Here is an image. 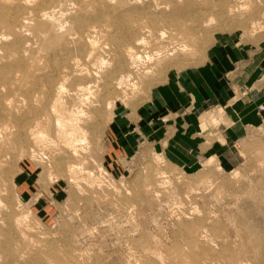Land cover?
<instances>
[{"label": "rangeland", "instance_id": "rangeland-1", "mask_svg": "<svg viewBox=\"0 0 264 264\" xmlns=\"http://www.w3.org/2000/svg\"><path fill=\"white\" fill-rule=\"evenodd\" d=\"M0 22V264H264V126L225 144L234 118L197 84L221 46L264 40V0H0ZM138 38L140 72L95 91Z\"/></svg>", "mask_w": 264, "mask_h": 264}, {"label": "crops", "instance_id": "crops-1", "mask_svg": "<svg viewBox=\"0 0 264 264\" xmlns=\"http://www.w3.org/2000/svg\"><path fill=\"white\" fill-rule=\"evenodd\" d=\"M206 68L211 79L201 74ZM198 72V95L206 94V89L211 86L217 106L229 111L234 118L230 131L223 136L225 144L237 139L239 131L236 129L240 126H264V109L259 110L264 107V40L246 46L238 43L236 46H221L219 53L212 56ZM181 82L184 87L190 85L189 80Z\"/></svg>", "mask_w": 264, "mask_h": 264}, {"label": "bare ground", "instance_id": "bare-ground-1", "mask_svg": "<svg viewBox=\"0 0 264 264\" xmlns=\"http://www.w3.org/2000/svg\"><path fill=\"white\" fill-rule=\"evenodd\" d=\"M2 1V0H1ZM4 1V0H3ZM9 1V0H8ZM23 1V0H22ZM26 2V1H25ZM8 3V2H7ZM10 3H11V1H10ZM9 3V4H10ZM26 4H27V2H26ZM236 4V3H235ZM239 6H241V5H234L233 7H230L229 9H228V12L229 13H231L232 12V10H234V11H236L237 10V8L239 7ZM234 7H237L236 9H234ZM238 9H240V8H238ZM233 11V12H234ZM44 16H45V14H44ZM1 24H2V22H0ZM4 23V22H3ZM39 23H41V22H39ZM38 23V24H39ZM38 24H36L37 25V28H38V26H39V28L40 27H42V25H38ZM45 25V24H44ZM46 26H47V24H46ZM48 28H49V26H47ZM5 28V27H4ZM10 28H11V26H10ZM34 28H35V26H34ZM36 28V29H37ZM43 28V27H42ZM42 28H40V30L42 29ZM52 28V26L50 25V29ZM94 28V27H93ZM148 28H150V27H148ZM46 29V28H45ZM90 29V28H89ZM95 29V28H94ZM141 29V28H140ZM145 29H147L146 27H145ZM10 30V29H9ZM13 29H11L10 30V32L12 31ZM33 30H35V29H33ZM92 30V29H91ZM141 30H143V29H141ZM151 29H149L148 31H150ZM161 30V29H160ZM14 32H16V30L14 29L13 30ZM38 31V30H37ZM44 31H46V30H44V29H42V32L43 33H46V32H44ZM147 31V32H148ZM159 31V30H158ZM157 31V32H158ZM162 31H163V33H160V34H158V35H156V32H155V35H153L152 34V36H154V38H155V40H156V42H160L161 44H163V43H167V42H165V39L163 40V38L165 37L166 38V32H164V30L162 29ZM161 31V32H162ZM187 33H189L187 30H185ZM53 32V31H52ZM160 32V31H159ZM158 32V33H159ZM55 33V32H54ZM153 33V32H152ZM187 33H185V32H179V33H173V34H175V35H173L172 34V36H175V37H170L171 39H175V40H177V41H181V42H184L185 40V45L183 46V49H180L181 50V52H186V48H188V39H189V37H188V35H187ZM36 34V33H35ZM49 34V33H48ZM51 34V33H50ZM147 34V33H146ZM148 34H149V32H148ZM53 36V35H52ZM54 36H55V34H54ZM56 37V36H55ZM58 37V36H57ZM53 38V37H52ZM62 38V37H61ZM61 38L59 39V40H61ZM150 39H151V37H149ZM89 40V39H88ZM147 40V38L144 40V38L142 39V38H138L137 39V42H136V44H135V46H133V47H128L127 49H124V50H121L118 54H119V56L117 55L116 56V54H115V52H114V54H115V56H113V64H112V69L110 70V71H106V73H104V74H102L101 75V77L99 76V77H97V78H99V79H96L93 75V78H91V79H93L92 81H95V83L97 84L94 88H96V90L95 91H101V90H103L102 88H103V86L105 85V87L107 88V87H110V85L111 84H115V85H118V87H120L121 88V86L120 85H123L124 84V81L126 80V79H129V78H132V74L136 71L135 70V68H136V65L134 66V63H137V61H135L134 62V59L135 60H137V59H140L141 58V56L142 55H139V53H137L136 51H137V49H136V51H134V49L136 48V46L137 45H142V44H146V43H149V41L148 42H146L145 43V41ZM62 41H63V38H62ZM89 41H93L91 44H92V46H94V48L97 46V43H96V41H94V40H89ZM151 41H152V39H151ZM167 41V40H166ZM53 42V41H52ZM57 42L59 43V42H61V41H58L57 40ZM57 42H56V44H57ZM156 42H154V44L156 45ZM116 43V42H115ZM169 43V42H168ZM47 44H49L50 45V43L48 42ZM60 44V43H59ZM126 44H128V43H126ZM151 45L150 47H152V46H155V45ZM61 45V44H60ZM96 45V46H95ZM129 45V44H128ZM127 45V46H128ZM131 45V44H130ZM140 45V46H141ZM149 45H150V43H149ZM149 45L147 44V46L149 47ZM158 45H160V44H158ZM54 45L52 44V47H53ZM114 46V45H113ZM145 46V45H144ZM161 46V45H160ZM90 47H91V45H90ZM159 47V46H158ZM169 45L167 46L166 44L165 45H163V47H161L162 49H158V53L156 54L157 56H159V55H161V54H163V53H166V55L168 54H171V55H173L172 54V52L170 53L169 51H172V50H170L169 49ZM46 48H48L49 49V47H47V45H46ZM93 48V47H92ZM91 48V49H92ZM110 48H112L111 46H110ZM124 48H125V46H124ZM143 48V50H144V47H142ZM154 48V47H153ZM51 49V48H50ZM50 49L48 50V51H50ZM115 49H116V47H115ZM139 49H141V48H138V50ZM147 48H145V50H146ZM54 50V49H53ZM95 49H93V51H94ZM110 50V49H109ZM179 50V51H180ZM112 50H110V52H111ZM140 51V50H139ZM142 51V50H141ZM7 52H9V54H11L10 53V51H7ZM180 52V53H181ZM174 53V52H173ZM112 54V53H111ZM155 54H154V56H156ZM11 56H13V54L11 55ZM2 57V56H1ZM0 57V58H1ZM4 57V56H3ZM14 57V56H13ZM13 57H11V58H13ZM17 57L18 56H16V57H14V58H16L17 59ZM26 57V56H25ZM32 57H33V55H32ZM40 57V56H39ZM38 57V58H39ZM42 57V56H41ZM45 57V56H44ZM87 57V56H86ZM89 57H91V56H88V58ZM102 57V56H101ZM100 57V58H101ZM28 58V57H27ZM37 58V57H36ZM35 58V59H36ZM37 58V59H38ZM87 58V59H88ZM130 58V59H129ZM147 58H149L150 60H151V58L149 57V55H148V57ZM2 59V61H3V59H4V61H5V58H1ZM10 59V58H9ZM32 59H34V57L32 58ZM95 59V58H94ZM98 59V58H97ZM102 59V58H101ZM127 59H129V60H133L132 61V64H130L129 62L127 63V64H125V62H127ZM30 60H31V58H30ZM105 60V59H104ZM128 60V61H129ZM36 61V60H35ZM38 62H40L39 60H37ZM37 61H36V63H37ZM86 61V63H87V60H85ZM0 62H1V60H0ZM30 62V61H29ZM31 63H33V62H31ZM104 63V62H103ZM106 63V62H105ZM33 64H35V63H33ZM94 64V63H93ZM92 64V65H93ZM32 65V64H31ZM35 66V65H34ZM36 67H38V65H36ZM101 67V66H100ZM151 67L152 66H150L149 68H147L146 69V71H148L149 72V70L151 69ZM30 68V67H29ZM35 68V67H34ZM34 68L32 67V69L34 70ZM85 68H87V67H85ZM94 68V67H93ZM154 68H155V66H154ZM73 69V68H72ZM78 69V68H77ZM140 69V68H139ZM153 69V68H152ZM42 70V69H41ZM35 71V70H34ZM33 71V72H34ZM40 71V70H39ZM39 71H37V72H39ZM98 71V70H97ZM143 71V70H142ZM151 71V70H150ZM153 71V70H152ZM156 72H157V70H155ZM41 73L43 72V71H40ZM39 72V73H40ZM75 72V71H74ZM80 72H82L83 73V71H80ZM79 72V73H80ZM85 72H87V70L86 71H84V73ZM89 72V71H88ZM137 72H138V70H137ZM140 72V71H139ZM138 72V73H139ZM147 72V73H148ZM77 73V72H76ZM76 73H74L75 75H76ZM83 73V74H84ZM97 73V72H96ZM138 73H134L135 74V76H136V74H138ZM32 74H34V73H32ZM89 74V73H88ZM116 74H118L117 76H118V78L116 77ZM78 75H80V74H78ZM82 75V74H81ZM87 75V74H86ZM99 75V74H98ZM145 75H147V74H145ZM149 75V74H148ZM34 76H35V74H34ZM83 76V75H82ZM89 76H90V74H89ZM16 77H18V76H16ZM74 77V76H73ZM76 77V76H75ZM81 77V76H80ZM85 77V76H84ZM138 77V76H137ZM22 78H23V75H22ZM88 78V77H87ZM17 79V78H16ZM24 79V78H23ZM75 79V78H74ZM84 79V78H83ZM95 79V80H94ZM27 80V79H26ZM65 80V79H64ZM116 80H118L117 82H115ZM17 82H18V80H16ZM19 81H20V79H19ZM28 81H30V80H28ZM92 81H89V82H87V83H82L80 86V88L82 89V91H84V93H85V91H87V90H91V89H93V87L91 86L92 84ZM13 82V81H12ZM26 82V81H25ZM14 84H15V82H13ZM20 83V82H19ZM21 83H22V79H21ZM30 83V82H29ZM60 84V83H59ZM80 84V83H79ZM91 84V85H90ZM13 85V84H12ZM24 85V84H23ZM28 85H31V84H28ZM58 85V84H57ZM63 85V84H62ZM64 86V85H63ZM63 86H61V84H60V87L58 88L60 91H65L64 89H65V87H63ZM17 87V85L15 86H13V88H16ZM77 87V86H76ZM116 87V86H115ZM125 87V86H124ZM21 88H22V86H21ZM3 89H4V86H3ZM81 89H79V90H81ZM130 89V88H129ZM5 90V89H4ZM58 90V91H59ZM72 90V89H71ZM76 90V89H75ZM122 90V89H121ZM124 90V89H123ZM56 91H57V88H56ZM58 91H57V94H58ZM59 91V92H60ZM67 91H65V93H66ZM93 92V91H92ZM64 93V94H65ZM67 93H69V92H67ZM99 93V92H98ZM127 93V92H126ZM18 94V93H17ZM60 94V93H59ZM58 94V95H59ZM62 94V93H61ZM73 94V93H72ZM81 94V93H80ZM90 94V93H89ZM88 94V95H89ZM74 95V94H73ZM77 95V94H76ZM15 96V95H14ZM93 96V95H92ZM115 96H118V95H115ZM12 97V96H11ZM18 97H19V94H18ZM59 97H61V96H59ZM81 97V96H80ZM7 98V97H6ZM5 98V99H6ZM22 98V97H21ZM56 98H57V96H56ZM62 98H63V96H62ZM91 98V97H90ZM96 98V97H95ZM119 97H117V99H118ZM8 99V98H7ZM12 100H13V97L11 98ZM11 99L9 98L8 100L11 102V104H12V101H11ZM23 99V98H22ZM25 99V98H24ZM58 99V98H57ZM57 99H55V100H57ZM61 99V98H60ZM98 99V98H97ZM97 99H95V100H97ZM110 99V98H109ZM108 99V100H109ZM116 99V98H115ZM8 100H6V102H8ZM82 100V99H81ZM89 100V99H88ZM25 101H26V103H27V100L25 99ZM57 101H59V100H57ZM93 101V100H92ZM114 101V100H113ZM10 102L9 103H6V104H9V105H11L10 104ZM14 102H16V101H14ZM81 102V101H80ZM95 102V105H96V103L98 102V100L97 101H94ZM112 102V101H111ZM111 102L110 103H108L109 105L111 104ZM55 103V102H54ZM86 103V102H85ZM24 104V103H23ZM33 104V103H32ZM84 104V103H83ZM97 104H99V103H97ZM8 105V106H9ZM94 105V106H95ZM101 105V104H100ZM57 106V105H56ZM59 106V105H58ZM67 106V105H66ZM9 107H11V106H9ZM13 107V106H12ZM15 107V106H14ZM27 107V106H26ZM52 107H53V105H52ZM61 105H60V109H61ZM17 108V107H16ZM21 108V107H20ZM28 108V107H27ZM54 108H56V107H54ZM59 109V108H58ZM57 109V110H58ZM16 110V109H15ZM31 109H29V111H30ZM52 110H54V109H52ZM56 110V111H57ZM80 110V109H79ZM78 110V111H79ZM6 111V110H5ZM17 111V110H16ZM32 111V110H31ZM53 112L54 114L55 113H58V112H60V111H58V112ZM25 112V111H24ZM34 112V111H33ZM49 112V111H48ZM52 113V112H51ZM81 112H72V115H71V117H68L69 118V121H64V120H62V119H59L58 120V125H57V127H58V131H59V134H60V136H63L64 138H65V140H68L67 141V143H65V145H66V147L65 148H69V149H71L74 153H77V149L75 148V146H71V141L75 138V135L76 134H78V132H80V130H81V128L82 127H77V125L75 126L72 122H73V119L74 118H76L78 121H79V119L78 118H81V114H80ZM83 115V114H82ZM3 124V123H2ZM6 124V123H5ZM10 124V123H9ZM4 125V124H3ZM19 125V123L17 124V126ZM9 126V125H8ZM8 126H6V125H4L3 127H4V129H2L1 130V133H2V131H4L5 132V134H7V135H9L10 133H9V129H8ZM2 126H1V128H3ZM56 127V126H55ZM68 127H70V129L68 130L67 128ZM32 128V127H31ZM67 129V130H66ZM31 130H33L34 132L36 131L35 130V128L34 129H31ZM11 131V130H10ZM30 131V130H29ZM58 131H56V132H58ZM12 133V132H11ZM31 133V132H30ZM40 133V132H39ZM38 133V134H39ZM2 134H4V133H2ZM32 134V137H33V135H34V133L32 132L31 133ZM36 134L37 133H35V136H36ZM43 134V133H42ZM58 134V133H57ZM58 134V135H59ZM7 135L5 136L4 135V137H6L7 138ZM9 136H11V134L9 135ZM39 136V135H38ZM77 136V135H76ZM43 137H44V135H43ZM37 138V137H36ZM59 138H61V137H59ZM71 150H69V151H71ZM66 151V150H65ZM79 153V152H78ZM71 154V152L69 153V155ZM68 155V156H69ZM74 155H76V154H74ZM3 160H1L0 162H2ZM0 165H1V163H0ZM159 175H157V177H158ZM161 176V175H160ZM159 178V177H158ZM161 178V177H160ZM163 179V178H162ZM158 180V179H157ZM159 181L161 182L162 180H160L159 179ZM155 182H156V180H155ZM154 183V182H153ZM164 186V185H163ZM20 217V216H19ZM18 217V218H19ZM14 218H16V217H14ZM15 224H19L20 223V221H18L17 222V219H15ZM19 225H21V223L19 224ZM17 227V226H16ZM19 227H21V226H19ZM202 227V226H201ZM18 228V227H17ZM24 228V227H23ZM29 228V227H28ZM28 231V230H27ZM26 231V232H27ZM201 232V231H200ZM195 233V232H194ZM199 233V232H198ZM199 234H201V233H199ZM26 235V234H25ZM195 235H197V236H199L197 233L195 234ZM196 236V237H197ZM201 237V236H200ZM138 244H140L139 242H138ZM142 244V243H141ZM194 246V245H193ZM243 249H240L239 250V252H243V253H245L246 251H248V249L250 248V249H253L252 248V246L251 245H249V247L248 246H246L245 244H244V246L242 247ZM10 251H12L11 250V248H10ZM174 250H172V252H173ZM172 252H168V253H172ZM180 252V251H179ZM182 253H183V251H181ZM9 253V252H8ZM175 253H177V252H175ZM173 254V253H172ZM181 254V253H180ZM179 254V255H180ZM247 254V253H246ZM18 255V254H17ZM171 255V254H170ZM174 255V254H173ZM173 255H171V256H173ZM174 256H176V255H174ZM181 256H182V254H181ZM183 257H185V256H183ZM182 257V258H183ZM242 257V256H241ZM174 258V257H173ZM171 259V258H170ZM177 259V258H176ZM181 259V258H180ZM173 261L175 260V258L174 259H172ZM185 261V260H184ZM177 262V261H176ZM176 262H173V263H176Z\"/></svg>", "mask_w": 264, "mask_h": 264}]
</instances>
